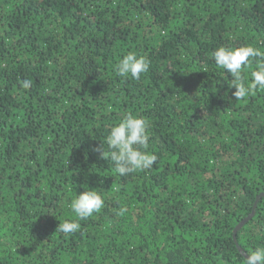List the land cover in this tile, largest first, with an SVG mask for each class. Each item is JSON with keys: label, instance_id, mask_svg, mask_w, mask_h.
<instances>
[{"label": "trees", "instance_id": "obj_1", "mask_svg": "<svg viewBox=\"0 0 264 264\" xmlns=\"http://www.w3.org/2000/svg\"><path fill=\"white\" fill-rule=\"evenodd\" d=\"M244 45L264 0H0V264H244L254 208L237 240L264 247V91L236 100L212 56ZM128 113L158 160L121 177L93 148ZM85 184L104 207L65 235Z\"/></svg>", "mask_w": 264, "mask_h": 264}, {"label": "clouds", "instance_id": "obj_2", "mask_svg": "<svg viewBox=\"0 0 264 264\" xmlns=\"http://www.w3.org/2000/svg\"><path fill=\"white\" fill-rule=\"evenodd\" d=\"M212 56L218 68L225 70L232 79L229 88H234L232 95L236 100H244L255 96L257 91H264V51L253 45L239 47L220 46ZM255 62V69L249 74L248 69ZM150 68V60L135 52L124 55L116 65V73L122 78L131 77L139 80L142 74ZM206 71V70H205ZM21 87L25 90L32 87L30 80H22ZM150 123L141 116L128 113L118 123L108 128L105 140L93 148L100 159L110 160L115 165V171L121 177H127L139 171L151 169L158 156L149 151ZM85 191L71 199L69 207L76 219L65 220L58 226L57 231L70 235L81 230L80 221L99 213L105 204L101 192L84 185ZM127 207H121L116 213L124 216ZM244 264H264V247H257L245 253Z\"/></svg>", "mask_w": 264, "mask_h": 264}, {"label": "water", "instance_id": "obj_3", "mask_svg": "<svg viewBox=\"0 0 264 264\" xmlns=\"http://www.w3.org/2000/svg\"><path fill=\"white\" fill-rule=\"evenodd\" d=\"M262 196H264V192H261V193L257 196V198H256V202H255V204H254V207L257 205L258 200H259ZM254 209H255V208H254ZM254 209H253V211L251 212V214H249L247 217H245L244 219H242V220H241V221L235 226V228H234V235H233V236H234V240H235V242H236V245H237L238 249H239L244 255H245V253H247V252H245L244 249H243V247H241V245H239L238 240H237V233H238L239 229H241V227L247 222V220L253 216V214H254V212H255Z\"/></svg>", "mask_w": 264, "mask_h": 264}]
</instances>
